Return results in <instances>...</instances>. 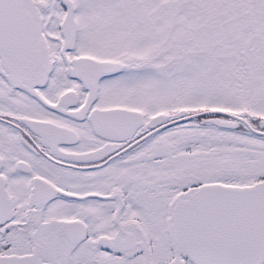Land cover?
Wrapping results in <instances>:
<instances>
[{
  "label": "snow or ice",
  "instance_id": "obj_1",
  "mask_svg": "<svg viewBox=\"0 0 264 264\" xmlns=\"http://www.w3.org/2000/svg\"><path fill=\"white\" fill-rule=\"evenodd\" d=\"M0 264H264V0H0Z\"/></svg>",
  "mask_w": 264,
  "mask_h": 264
}]
</instances>
